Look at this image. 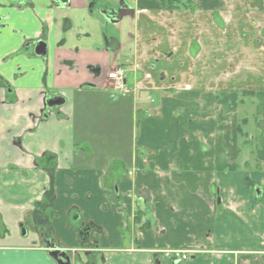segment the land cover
Segmentation results:
<instances>
[{"label": "crops", "instance_id": "1", "mask_svg": "<svg viewBox=\"0 0 264 264\" xmlns=\"http://www.w3.org/2000/svg\"><path fill=\"white\" fill-rule=\"evenodd\" d=\"M92 1L0 0V264H58L32 215L51 169L86 264H264V0Z\"/></svg>", "mask_w": 264, "mask_h": 264}, {"label": "trees", "instance_id": "2", "mask_svg": "<svg viewBox=\"0 0 264 264\" xmlns=\"http://www.w3.org/2000/svg\"><path fill=\"white\" fill-rule=\"evenodd\" d=\"M161 5L164 9L174 10L178 8H193L191 0H160ZM51 178V185L48 190L45 191L42 200L34 204L32 215L35 218L36 224L39 227H45L49 230L50 228V217L52 216V207L54 205V187H53V169L49 170ZM6 230H0V237L4 236ZM2 233V234H1ZM83 236V232H81Z\"/></svg>", "mask_w": 264, "mask_h": 264}, {"label": "flooded vegetation", "instance_id": "3", "mask_svg": "<svg viewBox=\"0 0 264 264\" xmlns=\"http://www.w3.org/2000/svg\"><path fill=\"white\" fill-rule=\"evenodd\" d=\"M105 4H107V3H104V2H101V1H98V0H93L92 1L93 7L94 8H99L100 11H101V14L103 13L104 15H106L113 22H118L120 17H122V11H123V7H124L123 3L121 5H117V4L116 5L115 4L114 5H110V4H107V7L104 8L103 6ZM47 106L50 107V108L58 107V106H49L48 104H47ZM51 217H50V219H51ZM50 225H51V223H50ZM36 226H37V224H36ZM38 229L40 230V233L44 236V239L46 241H49V243L51 244L52 247H54V249H57V250H59L61 252H65L66 255H68L70 257L72 264H86V261L82 260V257L80 255V253L77 252L76 250H69V249H65V248H60L58 246V244L55 242V240H54V238L52 236V228H51V226H50L49 230L47 228H45V227H39V226H38ZM80 232H83V234L88 233V228L87 227H82V228H80ZM80 238H81L82 241L85 240V237H83V236H80ZM84 242L85 241H83V243ZM89 254H91V252H89Z\"/></svg>", "mask_w": 264, "mask_h": 264}, {"label": "water", "instance_id": "4", "mask_svg": "<svg viewBox=\"0 0 264 264\" xmlns=\"http://www.w3.org/2000/svg\"><path fill=\"white\" fill-rule=\"evenodd\" d=\"M55 1L61 2L63 4H67L69 2V0H55ZM47 51H48V44H47V41L45 39H40L35 43L34 52L36 54L45 57L47 55ZM64 102H65V99L61 96H54V97L49 98L47 100V104L49 106H60V105L64 104ZM256 189H257L258 195H260L261 189L259 187H257ZM23 233L25 234L26 231L23 230ZM49 254L52 258H54L56 260V262L58 264H72L70 257L68 255H66L65 252H61L57 249H54V247L51 248V250L49 251Z\"/></svg>", "mask_w": 264, "mask_h": 264}, {"label": "rangeland", "instance_id": "5", "mask_svg": "<svg viewBox=\"0 0 264 264\" xmlns=\"http://www.w3.org/2000/svg\"><path fill=\"white\" fill-rule=\"evenodd\" d=\"M123 1H126V0H109V2H111L110 4H117V5H121L122 3H123ZM132 1H134V0H127V2H131L132 3ZM108 29L109 30H115L114 29V26H113V24L112 23H110L109 25H108ZM128 29V26H126L125 28H124V32H123V35H125L126 34V31L125 30H127ZM94 30H95V32L97 31V34L98 33H100L101 34V32L99 31V28L98 27H96L95 26V28H94ZM117 30V29H116ZM102 31H103V35L106 33L107 34V30H106V28H104L103 27V29H102ZM93 36V35H92ZM123 38H125L126 39V36H123ZM132 51H133V44L132 43H129L128 44V46L125 48V50H124V52H123V56L125 57V56H128V55H130L131 53H132ZM134 114V113H133ZM23 223V225L21 226V224H18V226L15 224V227H14V229L17 231V233L19 234L18 235V237H20V236H22V237H24V238H27V239H30L31 237H32V234H34V229H33V224L31 223V221L30 220H25L24 222H22ZM21 226V227H20ZM7 229V231L4 233V234H6L5 236H1L0 237V240L1 239H3V238H5L6 240H9V237H10V231H12L13 232V234H14V230L12 229V228H6ZM0 230H2V231H4V226L1 224L0 225ZM23 230H25L26 231V233H27V236H23L24 234H23ZM2 234V233H1ZM12 237H10V239H11ZM54 259V258H53ZM55 260V259H54ZM56 261V260H55Z\"/></svg>", "mask_w": 264, "mask_h": 264}, {"label": "built area", "instance_id": "6", "mask_svg": "<svg viewBox=\"0 0 264 264\" xmlns=\"http://www.w3.org/2000/svg\"><path fill=\"white\" fill-rule=\"evenodd\" d=\"M124 74L125 72L122 66H117L108 72L107 78L109 79L113 88L119 90L124 89Z\"/></svg>", "mask_w": 264, "mask_h": 264}]
</instances>
